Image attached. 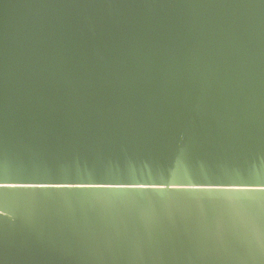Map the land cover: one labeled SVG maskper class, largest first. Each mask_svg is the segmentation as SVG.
Here are the masks:
<instances>
[{
  "label": "water",
  "instance_id": "water-1",
  "mask_svg": "<svg viewBox=\"0 0 264 264\" xmlns=\"http://www.w3.org/2000/svg\"><path fill=\"white\" fill-rule=\"evenodd\" d=\"M0 175L168 182L10 188L0 264H264V193L174 190L264 185V0H0Z\"/></svg>",
  "mask_w": 264,
  "mask_h": 264
},
{
  "label": "snow or ice",
  "instance_id": "snow-or-ice-1",
  "mask_svg": "<svg viewBox=\"0 0 264 264\" xmlns=\"http://www.w3.org/2000/svg\"><path fill=\"white\" fill-rule=\"evenodd\" d=\"M168 187V182L164 181H143L134 179H16L11 180L0 175V193H5L10 188H97L115 190H142V191H161ZM175 191H198L211 192L221 195L246 196L254 193H264V185L256 187L246 184H224L219 182L195 183L192 187H175ZM224 207L219 209L225 213H231L239 209ZM217 211V209H213Z\"/></svg>",
  "mask_w": 264,
  "mask_h": 264
}]
</instances>
